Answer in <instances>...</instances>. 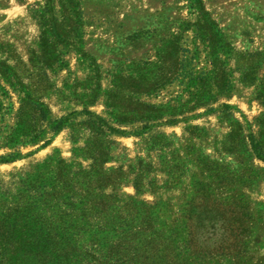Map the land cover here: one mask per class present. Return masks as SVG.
I'll use <instances>...</instances> for the list:
<instances>
[{"label": "rangeland", "instance_id": "374dc122", "mask_svg": "<svg viewBox=\"0 0 264 264\" xmlns=\"http://www.w3.org/2000/svg\"><path fill=\"white\" fill-rule=\"evenodd\" d=\"M55 1L0 0V264L66 262L17 213L64 190L151 209L177 264H264V0H78L46 52Z\"/></svg>", "mask_w": 264, "mask_h": 264}, {"label": "trees", "instance_id": "16d2710c", "mask_svg": "<svg viewBox=\"0 0 264 264\" xmlns=\"http://www.w3.org/2000/svg\"><path fill=\"white\" fill-rule=\"evenodd\" d=\"M55 3V0H46V9L53 11ZM58 4L63 11V19L60 22L53 19L50 30L44 31L42 43L46 52L50 50V44L53 47L57 44L66 46L73 43L72 36H80L78 31L82 17L78 0H58ZM198 31L206 38H215L218 33L215 23L206 16L202 23H198ZM175 70L172 72L173 78L176 77ZM147 108L152 110L153 107ZM46 113L42 109V114ZM85 113L90 114L89 111ZM96 118L97 121H104L100 117ZM254 150L264 159V154L257 147L254 146ZM105 162L101 160L97 163ZM104 178H107V174ZM65 192H58V196L55 192L49 193L46 197L52 195L60 200H40L44 208L36 205L17 206V213L28 210L26 218L30 215L36 247L42 244L50 253H63L59 256L66 260L64 264H90V260L94 264H151L155 261L177 264L183 258L196 255L194 239L174 247L177 238L175 229L142 204L128 205V216L125 217L122 215L124 207H118L112 200H79L75 204L70 200H62L66 196ZM64 205L70 208L64 209ZM40 235L45 241L39 242Z\"/></svg>", "mask_w": 264, "mask_h": 264}]
</instances>
